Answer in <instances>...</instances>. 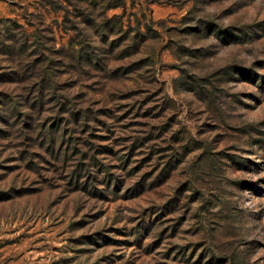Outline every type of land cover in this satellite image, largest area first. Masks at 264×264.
I'll return each instance as SVG.
<instances>
[{
	"label": "rangeland",
	"instance_id": "374dc122",
	"mask_svg": "<svg viewBox=\"0 0 264 264\" xmlns=\"http://www.w3.org/2000/svg\"><path fill=\"white\" fill-rule=\"evenodd\" d=\"M0 264H264V0H0Z\"/></svg>",
	"mask_w": 264,
	"mask_h": 264
},
{
	"label": "trees",
	"instance_id": "16d2710c",
	"mask_svg": "<svg viewBox=\"0 0 264 264\" xmlns=\"http://www.w3.org/2000/svg\"><path fill=\"white\" fill-rule=\"evenodd\" d=\"M44 97L40 96V102L43 103Z\"/></svg>",
	"mask_w": 264,
	"mask_h": 264
}]
</instances>
